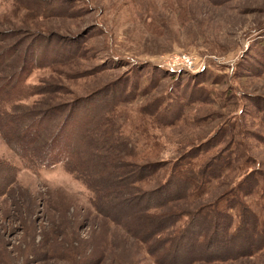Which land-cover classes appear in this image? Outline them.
<instances>
[{
	"label": "rangeland",
	"instance_id": "obj_1",
	"mask_svg": "<svg viewBox=\"0 0 264 264\" xmlns=\"http://www.w3.org/2000/svg\"><path fill=\"white\" fill-rule=\"evenodd\" d=\"M1 107L0 264H264V0H0Z\"/></svg>",
	"mask_w": 264,
	"mask_h": 264
},
{
	"label": "trees",
	"instance_id": "obj_2",
	"mask_svg": "<svg viewBox=\"0 0 264 264\" xmlns=\"http://www.w3.org/2000/svg\"><path fill=\"white\" fill-rule=\"evenodd\" d=\"M5 110H7V115H9L10 112L8 111L7 107H6V109L4 107H1L0 108V113L5 114ZM13 111H14V108H13ZM26 157H27L26 155L25 156H21L22 160H25V161H26V159H25ZM38 160H40V158H38ZM38 160L34 159V161H36V162H38ZM39 162H41V160ZM39 166H42V165H39ZM39 169H41V168L39 167ZM73 172H76L78 174L82 173V175H83V173H85L82 169H79V171L78 170H73Z\"/></svg>",
	"mask_w": 264,
	"mask_h": 264
},
{
	"label": "built area",
	"instance_id": "obj_3",
	"mask_svg": "<svg viewBox=\"0 0 264 264\" xmlns=\"http://www.w3.org/2000/svg\"><path fill=\"white\" fill-rule=\"evenodd\" d=\"M185 57H186V56H183V59H184ZM186 60H188V59H186ZM188 61H189V60H188ZM188 61H187V62H188ZM189 65H190V64H189Z\"/></svg>",
	"mask_w": 264,
	"mask_h": 264
}]
</instances>
